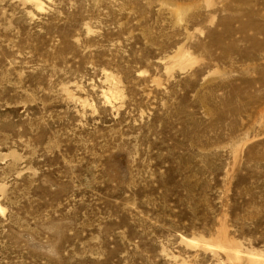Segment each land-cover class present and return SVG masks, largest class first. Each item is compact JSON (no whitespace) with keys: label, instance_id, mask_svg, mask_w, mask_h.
<instances>
[{"label":"rangeland","instance_id":"1","mask_svg":"<svg viewBox=\"0 0 264 264\" xmlns=\"http://www.w3.org/2000/svg\"><path fill=\"white\" fill-rule=\"evenodd\" d=\"M0 207V264H264V0H0Z\"/></svg>","mask_w":264,"mask_h":264},{"label":"bare ground","instance_id":"2","mask_svg":"<svg viewBox=\"0 0 264 264\" xmlns=\"http://www.w3.org/2000/svg\"><path fill=\"white\" fill-rule=\"evenodd\" d=\"M39 8L41 9L42 7L41 6H39ZM1 211H3V209L0 207V212ZM236 255V254H235ZM254 257V256H253ZM254 258H256V257H254ZM256 259H258V258H256ZM251 261H256V260H251ZM253 264V263H252ZM254 264H263V263H260V262H254Z\"/></svg>","mask_w":264,"mask_h":264}]
</instances>
